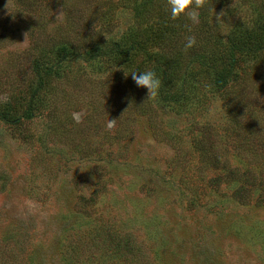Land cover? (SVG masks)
Masks as SVG:
<instances>
[{"label":"rangeland","instance_id":"374dc122","mask_svg":"<svg viewBox=\"0 0 264 264\" xmlns=\"http://www.w3.org/2000/svg\"><path fill=\"white\" fill-rule=\"evenodd\" d=\"M135 1L0 0V264H264V51L214 82L264 0H204L147 63L90 58Z\"/></svg>","mask_w":264,"mask_h":264},{"label":"trees","instance_id":"16d2710c","mask_svg":"<svg viewBox=\"0 0 264 264\" xmlns=\"http://www.w3.org/2000/svg\"><path fill=\"white\" fill-rule=\"evenodd\" d=\"M137 1V0H136ZM133 2V10L136 13L137 18V28H131L129 31L123 34V36L112 42L109 48H104L102 46L94 44L88 51L90 58L97 57L98 55L111 56L114 61L122 63L124 65H134L135 57L143 55L144 61L153 60L154 54L150 55L149 51H155L159 49L160 45H163L165 39L170 37V33L174 32L173 19L170 15L165 13V16H160L161 25H156L152 12L157 9V0H140L138 3ZM165 11L163 9H159ZM146 26V27H144ZM157 28L165 30L153 29ZM262 29V28H261ZM264 51V33L258 32V30L253 29L252 31H246L244 26L237 28L230 47V69L228 74L222 76L220 71L215 72L214 82L218 87H222L226 84L229 78L236 76V68L244 67L248 61V57L255 56L258 57L260 53ZM68 53V49L63 47L59 50V54L65 57ZM243 61L246 62L243 64ZM200 62L204 63L205 58L200 57ZM233 68V70H232ZM137 74L140 73V67L136 68ZM232 71L233 74H232ZM228 77V78H227Z\"/></svg>","mask_w":264,"mask_h":264},{"label":"clouds","instance_id":"9594fccd","mask_svg":"<svg viewBox=\"0 0 264 264\" xmlns=\"http://www.w3.org/2000/svg\"><path fill=\"white\" fill-rule=\"evenodd\" d=\"M167 8L170 12V18L176 20L180 17H185L188 19L195 20L196 16L193 14L194 9H199L204 6V0H166ZM196 43V38L194 36H187L184 42V49L187 50L192 48ZM125 72V75H128ZM132 80L137 87H143L147 89L148 97H154L157 95L160 89V80L157 77L155 71L144 70L137 74V71L130 72ZM72 119L75 122H79V116L76 113L72 114ZM111 122L108 127H111Z\"/></svg>","mask_w":264,"mask_h":264}]
</instances>
